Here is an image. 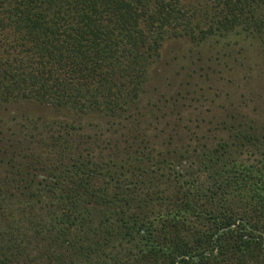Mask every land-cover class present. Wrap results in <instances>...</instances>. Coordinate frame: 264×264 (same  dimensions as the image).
<instances>
[{"label": "trees", "instance_id": "1", "mask_svg": "<svg viewBox=\"0 0 264 264\" xmlns=\"http://www.w3.org/2000/svg\"><path fill=\"white\" fill-rule=\"evenodd\" d=\"M179 38L207 112L148 91ZM251 48L264 90V0H0V264H264Z\"/></svg>", "mask_w": 264, "mask_h": 264}, {"label": "rangeland", "instance_id": "2", "mask_svg": "<svg viewBox=\"0 0 264 264\" xmlns=\"http://www.w3.org/2000/svg\"><path fill=\"white\" fill-rule=\"evenodd\" d=\"M204 48V47H203ZM202 45H197L188 39H168L162 46V55L159 62L154 66L151 83L148 88L152 95L157 94L159 91H169L170 93L181 92L185 95L186 103H181L183 106H188L186 114L193 113L194 115L200 111L207 112L211 105L212 100L217 104L224 101V90H229V84L214 77L211 74V79L207 80L204 77L205 66H202V58L209 55L208 48L203 50ZM256 49L251 48L244 58L243 71L250 74L246 80L240 81L242 89L236 88V95L243 93L245 96L244 101L247 103L246 109L250 105L258 104V113L261 111L264 114V90H262V80L260 78V70L257 65ZM238 85V84H237ZM222 88L221 96L216 98L215 87ZM196 94L190 96V90ZM189 90V91H187ZM204 96L200 102H195L199 95ZM154 96V95H153ZM253 100V103L250 100ZM203 104V106H201ZM7 110L0 109V115L7 118ZM193 125L191 124V127ZM202 126H206L205 123Z\"/></svg>", "mask_w": 264, "mask_h": 264}]
</instances>
